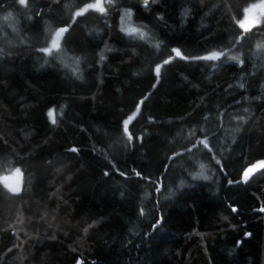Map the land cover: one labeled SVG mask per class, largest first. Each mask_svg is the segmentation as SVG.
<instances>
[{"label":"trees","instance_id":"16d2710c","mask_svg":"<svg viewBox=\"0 0 264 264\" xmlns=\"http://www.w3.org/2000/svg\"><path fill=\"white\" fill-rule=\"evenodd\" d=\"M258 1L0 0V264H264Z\"/></svg>","mask_w":264,"mask_h":264},{"label":"snow or ice","instance_id":"6c2138e0","mask_svg":"<svg viewBox=\"0 0 264 264\" xmlns=\"http://www.w3.org/2000/svg\"><path fill=\"white\" fill-rule=\"evenodd\" d=\"M18 2L21 5H25L26 2H27V0H18ZM87 7H98L100 11H103L104 10L102 7L99 6V3H97L95 5L90 4ZM258 7H264V5H260ZM251 11H252V9H245V12L246 13L251 12ZM79 14L80 13L78 12L77 15H79ZM126 15L127 16H130L131 13L128 12V13H126ZM8 19H10V18H5L4 20L7 21ZM246 19H247V17H246ZM241 27L242 28L245 27V23H241ZM66 31H67V28H60L58 31L55 32V36L51 40V47L50 48L45 47V48H41L39 50L42 51V52H45V53H49L51 51V49H58L60 47V43H59L60 38H61L62 34L64 32H66ZM127 31L130 34H134V33H137L138 32V29L137 28H129V29H127ZM140 35H141V37H143L144 33L141 32ZM258 47H261V46L258 45ZM172 51L175 52V54L177 56H180L181 55V53L177 49H173ZM222 54L223 53H220L219 55H222ZM217 56H218V53L213 52L210 56L198 57V59H209V60H212V59H216ZM231 58L234 59V60H239V56H233ZM76 62L78 63L79 61L77 60ZM163 63L164 64H167V63H169V60L166 59V60H164ZM160 71H161V66L160 65H157L156 68H155V73L157 74V76H159ZM140 103L142 104L143 101H141ZM136 112H139V106L137 107ZM134 115H135V113L132 116H129L127 119H125L123 121V129H124V132L125 133H128L129 140L132 139V136L128 132V126H129L130 121L133 119ZM48 116L50 118L53 116V112L51 110L48 112ZM52 122L55 123V120L53 119ZM200 143H203L205 147H208V144H207V141L206 140L200 141ZM72 150L73 151H76V149H72ZM256 167L264 168V162H261L259 165H254L252 168L247 169L245 171V173H244L245 178H247V176L249 175V173H251L254 170V168H256ZM15 175L17 176V178L20 176V169L17 168L15 170ZM5 180H7V177H5ZM7 186L9 187L10 191H12V192H18L19 191L18 184L16 186H11V185H7Z\"/></svg>","mask_w":264,"mask_h":264},{"label":"rangeland","instance_id":"374dc122","mask_svg":"<svg viewBox=\"0 0 264 264\" xmlns=\"http://www.w3.org/2000/svg\"><path fill=\"white\" fill-rule=\"evenodd\" d=\"M260 5H264V0H259L258 2L251 4L245 8V9H252L251 12L246 13L245 9L242 11L241 19L238 22L239 28L244 29L245 31H248L252 29L253 27L259 25L261 17L263 16V13H264V7H258ZM128 12L130 11L127 9L120 10L119 19H118L120 31L128 35L136 34V35H139V37H141L140 33L141 32L144 33V32L141 30L140 27L131 23V15L130 16L126 15V13ZM241 23H245V27L242 28ZM129 28H137L138 32L134 34H130L127 31V29ZM5 177H7V180H5ZM1 181L4 184V186H6L8 189L9 187L7 185L16 186L19 183L18 178L15 175V171L10 172L9 174H5L1 178Z\"/></svg>","mask_w":264,"mask_h":264},{"label":"clouds","instance_id":"9594fccd","mask_svg":"<svg viewBox=\"0 0 264 264\" xmlns=\"http://www.w3.org/2000/svg\"><path fill=\"white\" fill-rule=\"evenodd\" d=\"M5 18H10V19H8L7 21L12 20V18H13V14H12V12H8L6 15H4V16L2 17L3 20H4ZM199 167H200V169H201V172H200L197 176H195L194 179H195V178H200V177H202L204 180H208L209 177H208L207 175H204V169H205L206 165L203 164V163H201ZM181 183H183V182H181Z\"/></svg>","mask_w":264,"mask_h":264},{"label":"water","instance_id":"95a60500","mask_svg":"<svg viewBox=\"0 0 264 264\" xmlns=\"http://www.w3.org/2000/svg\"><path fill=\"white\" fill-rule=\"evenodd\" d=\"M103 2V0H97V3H99V6L101 5V3ZM97 8V7H96ZM134 113H136V111L134 112ZM133 113V114H134ZM132 114V115H133ZM131 115V116H132ZM260 163H258V164H254V165H259ZM254 165H252V166H250V167H248L247 169H249V168H252ZM261 167H256V168H254V170L251 172V173H249V175L247 176V178H245V176H244V173H245V171L247 170H245L243 173H242V175H241V182L242 183H244L252 174H254L255 172H257L259 169H260Z\"/></svg>","mask_w":264,"mask_h":264}]
</instances>
